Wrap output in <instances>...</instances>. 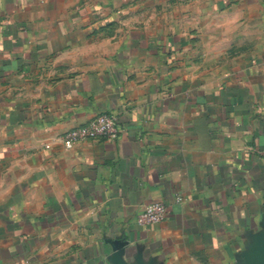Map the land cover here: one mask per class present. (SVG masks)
<instances>
[{"label":"crops","instance_id":"crops-1","mask_svg":"<svg viewBox=\"0 0 264 264\" xmlns=\"http://www.w3.org/2000/svg\"><path fill=\"white\" fill-rule=\"evenodd\" d=\"M211 1L0 0V264H264V0Z\"/></svg>","mask_w":264,"mask_h":264},{"label":"built area","instance_id":"built-area-1","mask_svg":"<svg viewBox=\"0 0 264 264\" xmlns=\"http://www.w3.org/2000/svg\"><path fill=\"white\" fill-rule=\"evenodd\" d=\"M119 136L117 119L113 114H99L83 126L67 131L62 142L66 149H71L78 143L92 140L114 141ZM166 206L161 202L147 205L136 217L139 227H147L162 223L166 218Z\"/></svg>","mask_w":264,"mask_h":264},{"label":"rangeland","instance_id":"rangeland-1","mask_svg":"<svg viewBox=\"0 0 264 264\" xmlns=\"http://www.w3.org/2000/svg\"><path fill=\"white\" fill-rule=\"evenodd\" d=\"M188 1L189 0H172V21H174L173 18H174L175 13H176V12H174V10H176L177 13H178V21L183 19V16H184V12H183L184 3L185 2L188 3ZM192 2H193L194 7H196L198 5H204V4H207V3L210 5L209 6V10L203 11L202 13H196L195 12V8H194V13H193L194 14V19H193V21H194V23H196V25H200V22L202 20H206L209 23V25H210V23H212V22L215 23V22H219V21H223V20H225V21L226 20L227 21L230 20L231 21L233 19L234 9L232 8V10L231 9L228 10V8H230L232 6L231 4H232L233 0H226L225 1V4L228 5V7L226 8L228 10V12L225 13V14H222L220 12H216L215 10H212L211 9V2H212L211 0H207V1H205V0H192ZM201 15H205V16H203L204 17L203 19H201L202 18ZM210 31H211V32H209L210 35H212V34L215 35L216 34V30L215 29L210 30ZM225 31H226L225 34L230 36L231 30L230 31L229 30H225ZM195 62L198 63L199 61H194V63ZM205 63H209L210 64L209 67H212L214 69L212 71V75L215 78L216 77L215 68L217 67V64H218L217 61L216 60L204 61V64Z\"/></svg>","mask_w":264,"mask_h":264}]
</instances>
